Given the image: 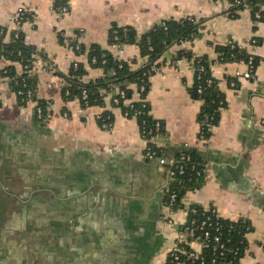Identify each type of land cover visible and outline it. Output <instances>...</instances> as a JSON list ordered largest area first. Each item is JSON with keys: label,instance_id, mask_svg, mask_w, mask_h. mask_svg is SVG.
I'll list each match as a JSON object with an SVG mask.
<instances>
[{"label": "crops", "instance_id": "0c3cea01", "mask_svg": "<svg viewBox=\"0 0 264 264\" xmlns=\"http://www.w3.org/2000/svg\"><path fill=\"white\" fill-rule=\"evenodd\" d=\"M53 3L0 0V33L6 29L9 40L20 28L56 67L44 73L34 65L36 101L22 105L4 75L8 66L15 65L17 74L22 66L0 59V264H166L192 205L248 222L238 264H264V20L256 22L248 8L229 16L227 0H69L64 17ZM22 6L31 17L19 26L14 18ZM186 16L201 22L200 35L161 59L146 97L153 118L162 123L156 146L169 160L194 150L205 170L199 187L173 208L165 201L169 163L144 157L137 118L124 116L109 99L103 107L64 99L62 75L80 63L87 78L103 74L87 53L70 50L71 41L86 48L98 44L139 68L145 61L138 45H110L112 26L144 33L163 19ZM231 43L258 59L253 78L236 79L237 71L247 69L244 60H217L215 45ZM182 47L215 60L212 75L226 96L218 124L203 140L202 100L188 91L192 63L184 58L179 71L174 68ZM39 101L49 102L45 122L36 116ZM105 110L113 114L110 130L99 123Z\"/></svg>", "mask_w": 264, "mask_h": 264}, {"label": "trees", "instance_id": "16d2710c", "mask_svg": "<svg viewBox=\"0 0 264 264\" xmlns=\"http://www.w3.org/2000/svg\"><path fill=\"white\" fill-rule=\"evenodd\" d=\"M230 3L228 9L229 16L237 17L239 13L248 8L252 12L253 19L257 21L264 20V0H227ZM69 5V0H54L53 7L58 11L62 6ZM259 12L261 17L257 19L255 13ZM201 22L194 16H186L182 18H166L157 22L151 29L144 33L138 31L132 26L118 27L112 26L110 30L109 43L110 45H126L136 44L140 48L141 57L144 59V64L139 68H133L132 63L115 58L110 51L103 49L98 44H91L88 48L80 44L79 50L76 53H87L90 65L94 68H101L103 74L97 78H87V70L83 64L71 65L67 75H62L65 80V85L62 88V96L66 100L78 99L83 107L90 106H105L107 95H111L109 99L112 107H118L124 112L129 110V117H133L137 113V120L140 127L150 128L154 126L155 118L151 114V107L146 97L150 87V77L156 72V68L161 64V59L168 55L169 50L174 46H180L184 43L193 44L195 39L200 35L202 29ZM6 29L0 33V59L5 58L12 63H20L22 72L17 74L15 65H10L5 69L4 75L11 78L13 89L23 90V95L26 97L31 93L28 101H36V86L31 71L34 67V62L38 56L45 58V55L38 51L33 45L29 44L23 32H20L17 37L14 33L11 34L9 40H6ZM118 37L115 39V37ZM60 40L63 37L60 35ZM70 44H75L71 41ZM217 60L228 62L233 60L248 61L251 55L247 54L239 47L232 48L231 44L215 45ZM95 58L96 62L92 63ZM176 58H185L192 63L194 69L193 84L188 87V91L192 97L202 100L198 120L201 123V135L204 138H209L212 134V127L217 125L221 115V109L226 107V96L218 85V81L212 75L211 64L213 61L208 55L196 56L190 50L181 48L176 52ZM255 68L258 65V59L254 57ZM135 63V61H134ZM198 68H202L201 71ZM209 80H211L209 84ZM144 86V91L140 92V88ZM199 89L202 92H199ZM119 90L125 91V96L119 94ZM87 94V98L83 99V94ZM136 93H139L144 102L136 100ZM118 98L119 103L115 104L113 99ZM27 101V100H26ZM25 102H21L24 105ZM131 101L130 103H127ZM48 104L46 101H39L38 105L43 109V116L48 117ZM132 108L130 109V106ZM101 116H110V121L113 122V114L105 110ZM40 121H44L41 120ZM45 122V121H44ZM143 122L146 124L144 125ZM100 123V119H99ZM162 124V123H161ZM162 132V128H161ZM159 155L168 157V153L162 148H159ZM183 153L191 156V161L184 163V172L179 173L178 166L179 158ZM194 166V168H192ZM176 170V173L170 178L169 186L165 192V201L168 202L171 192H176L177 200L173 208L182 206V199L188 191L195 190L199 187L205 170L198 154L194 150L179 151L174 157V163L168 166ZM200 171V175L197 172ZM197 213L192 214L189 211V218L196 217L200 222L208 215L204 208L199 205H192ZM248 222L239 221L232 222L230 220L220 219V230L216 231L221 236V239L230 249H239V254L234 259V264H238L244 254L247 245L246 233ZM206 259L205 264H211V252L204 251ZM233 259V254L228 253L227 259ZM195 264H199L198 261Z\"/></svg>", "mask_w": 264, "mask_h": 264}, {"label": "built area", "instance_id": "2783aa9c", "mask_svg": "<svg viewBox=\"0 0 264 264\" xmlns=\"http://www.w3.org/2000/svg\"><path fill=\"white\" fill-rule=\"evenodd\" d=\"M264 8V7H263ZM52 9L58 14L60 17H64L69 12V5L62 6L58 11H56L52 5ZM227 14L229 15V12L227 11ZM31 17V12L25 7L22 6L18 8L14 22L16 25L21 26L23 22L27 21ZM255 17L259 19L261 17V14L259 12L255 13ZM21 32L20 28H17L14 32L15 37L19 35ZM62 36V34H61ZM79 37V36H78ZM118 37L116 36L115 39ZM118 50H121L123 48V45L116 44L115 45ZM80 43L78 41H75V44H70L69 48L72 51L79 50ZM231 47L235 48L236 45L234 43H231ZM254 57L250 56L248 61L246 62L247 69L244 72L237 71L235 74L236 79L238 78H245V79H251L254 77L256 68L254 66ZM184 58H176L174 60V68L178 72L180 65L182 64ZM96 59H92V63H95ZM40 64V71L41 72H56V67L51 64L50 62L45 61L41 57H37L34 65ZM77 66V64L75 65ZM199 71L202 70V68H198ZM194 71V69H193ZM211 80H209L210 84ZM232 87L236 85V81H232L230 83ZM144 86L140 88V92L144 91ZM199 92L201 93L202 90L199 89ZM16 94L21 102L28 101V98L31 97V93H28L25 97L23 95V90L18 89L16 91ZM119 94L124 97L125 91L119 90ZM136 100L140 102H144L145 99L142 98V96L139 95V93H136L135 95ZM87 98V94H83V99ZM107 98L111 99V95H107ZM115 104L119 103L118 98L113 99ZM131 101H128L127 103H130ZM132 108V105L130 106V109ZM48 109V108H47ZM36 116L40 120H47V117L43 116V109L37 105L36 106ZM129 110H125L123 112L124 116L129 117ZM133 117L137 118V113L133 115ZM98 118L100 119V126L105 130H110L112 127L113 122L110 121V116H101L99 115ZM145 125L146 123L143 122ZM154 126L150 128L140 127V135L142 140L145 142V150H144V157L151 160H157L161 165H165L166 163L170 164L174 163V158L172 160H169V157H164L159 155L158 147L155 144L156 138L161 133L162 124L159 120H155ZM202 140L206 139L201 135ZM180 164L178 166L179 173L184 172V163H188L191 161V156L187 153H183L180 158L178 159ZM194 168V166H192ZM176 173V170L169 168V176L170 178ZM197 174L200 175V171L197 172ZM169 186V185H168ZM177 195L176 192H171L169 195L168 205L170 207H173V205L176 203ZM191 207V206H190ZM188 209L192 212V214L197 213V210L195 208ZM205 212H208L209 214L205 216L203 220L200 222L197 221L196 217L187 218V221L183 227V229L179 232L178 237L174 243V245L169 250L168 254V260L166 264H195L196 261L199 262V264H205L206 259L204 256V251L209 250L212 255V259L210 260L211 264H234V259L239 254V249H230L226 246V243L221 239V236L215 232L220 230V219L222 218L215 207L211 208H204ZM232 222H239V221H232ZM249 229V226L247 227V230ZM247 235V233H246ZM198 245L200 249H197L195 246ZM233 254V259H227V254L231 253Z\"/></svg>", "mask_w": 264, "mask_h": 264}]
</instances>
